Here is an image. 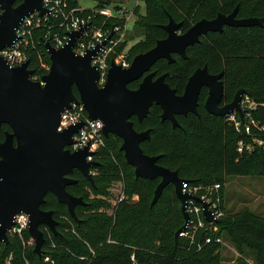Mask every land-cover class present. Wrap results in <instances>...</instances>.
Segmentation results:
<instances>
[{
	"label": "trees",
	"instance_id": "1",
	"mask_svg": "<svg viewBox=\"0 0 264 264\" xmlns=\"http://www.w3.org/2000/svg\"><path fill=\"white\" fill-rule=\"evenodd\" d=\"M67 1L70 9L80 5L79 0ZM142 1L145 12L139 13L135 27L145 43L139 45L138 54L167 36L162 25L169 16L182 22L183 32L203 18L229 14L237 6L240 18H264V0ZM111 3V0H97L94 8ZM90 11L91 8L77 15H87ZM95 19L100 21L104 17ZM114 22L122 21L111 19L108 25ZM44 33L45 29L40 28L38 35ZM125 48L126 43H121L117 50ZM199 54L201 56L196 57ZM30 65L41 76L49 72L51 59L42 44L37 43V48L31 51ZM203 65H207L211 73L223 71V103L230 102L240 87L248 88L251 91L248 94L257 103L253 117L264 126V26H226L222 32H209L188 48L186 58L176 56L173 63L160 60L153 70L158 74L168 73L166 81L182 93L189 76ZM73 91L79 97L76 87ZM207 96L208 90L203 89L198 115L177 117L180 126L162 120V109L157 104L152 105L143 121L133 116L131 120L136 130L150 129V138L141 143L144 152L159 155V164L176 170L193 183H221L219 177L222 175L264 172V144L256 145L250 153H239L237 141L248 137L237 132L227 117L208 113L204 107ZM6 127L0 128V140ZM254 131L264 140V130ZM120 141L121 138L114 134L105 137V145L96 154L98 164L93 168L97 174L93 176V183L78 169L70 174L77 182L68 185L67 190L82 196L86 202L76 207L80 221L73 219L67 205L49 192L41 208L53 211L59 233L54 234L45 225L41 226L45 234L42 256L34 251L28 230L21 236L11 235L8 243L0 241V264H6L7 259L12 264H221L222 246L218 244L197 251L189 242L178 238L175 245V232L184 224V217L173 184H168L151 206L152 192L160 179L136 177L133 171L129 173L134 167L120 150ZM132 191L139 193L138 201H120L122 193ZM221 206L225 215L219 223L220 233H225L230 244L240 252L253 250L264 264V220L248 209L228 212L222 201ZM45 256L51 261H46Z\"/></svg>",
	"mask_w": 264,
	"mask_h": 264
},
{
	"label": "water",
	"instance_id": "2",
	"mask_svg": "<svg viewBox=\"0 0 264 264\" xmlns=\"http://www.w3.org/2000/svg\"><path fill=\"white\" fill-rule=\"evenodd\" d=\"M0 0L3 12L0 16V50L10 46L17 38L16 29L23 18L38 10L47 12L43 0ZM112 8L117 4L111 3ZM264 26L262 17H238V6L229 14L218 13L212 19L203 18L195 22L186 32H180L181 22L169 16V22L162 25L167 31L165 38L159 39L149 50L137 54L130 66L123 67L112 60L107 73V81L100 85V73L92 64V58L103 44L77 54L73 47L82 36L87 25L69 33L70 40L63 47H54L49 40L45 47L51 59L49 72L42 81L31 78L33 70L29 62L10 66L0 55V126L7 123L12 132H7L6 140L0 142V241L8 243V230L13 226L14 217L19 213L29 215L28 231L35 242L34 251L42 256L45 234L42 225L58 234V220L52 210H44L41 204L50 192L67 205L73 219L80 221L76 207L85 204L82 196H75L67 186L77 182L70 174L78 169L91 183L94 177L90 169L98 164L87 161L89 148L71 151L73 134L83 122L58 131L61 113L72 102L82 103L92 119L104 122V135H117L123 142L120 150L126 161L135 168V176L149 179L159 178L152 199L154 205L165 187L173 184L175 194L181 203L185 223L175 232V245L179 232L189 220L186 201L190 197L182 191V184L189 179L181 177L158 163L159 155L144 152L141 143L150 138V129L138 131L132 116L139 121L148 115L152 105L161 106L162 120H170L173 126H180L176 115L197 113L198 99L203 87L209 89L206 108L214 115L224 116L237 111L243 119L241 99L248 89L240 88L234 99L220 106L224 96L223 71L209 72L208 67L197 68L189 77L183 94H178L166 82V74L157 76L151 68L160 59L175 60L173 54L187 57V48L200 41V37L212 31L222 32L226 26ZM142 78L138 88L128 85ZM76 87L79 97L73 91ZM16 141V144L14 143ZM201 201L199 197H194ZM204 215L213 217L204 204Z\"/></svg>",
	"mask_w": 264,
	"mask_h": 264
},
{
	"label": "built area",
	"instance_id": "3",
	"mask_svg": "<svg viewBox=\"0 0 264 264\" xmlns=\"http://www.w3.org/2000/svg\"><path fill=\"white\" fill-rule=\"evenodd\" d=\"M18 1H20L19 3L22 2V0H15L14 4L17 5L16 2ZM43 5L47 12L40 14V11L36 10L24 17L16 29V40L12 45L5 46L0 50V55L10 66H19L29 62V68L32 69L30 55L31 51L37 48V43L42 44L46 51L45 43L47 40L56 48L63 47L70 40L69 33L79 30L84 25H87V28L73 47L77 54L83 55L88 50L106 41L92 58V64L98 68L100 73L98 80L100 85L107 81V73L111 67L112 60L123 67L130 66L131 61L127 58V53H124L125 49L117 50V47L122 42V38L119 37L122 28L121 23L115 22L108 25V21L111 19L118 21L127 19L126 14L129 12L127 8L122 7L120 8V14H114V8L110 5L101 8L93 7L89 14L80 16L77 15V12H82L83 7L79 5L70 9L67 0H43ZM2 12L3 8L0 4V16ZM97 16H102L104 19L95 21ZM40 28L45 29V33L41 36L38 35ZM39 37H41L40 40H38ZM112 53L115 54L116 58L110 57ZM42 76L33 70L31 78L35 81H42ZM256 106L257 103L251 99L250 95L245 94L241 101L243 119L237 111L227 115L228 121L234 125L236 131L241 135L245 134L250 139L241 137L237 141L236 149L241 154L250 153L255 149L256 145L262 146L264 144L263 138L254 131V129L264 130V126L259 124L253 117V110ZM80 122H83V125L73 134L72 144L66 147L71 151H78L88 147L91 154L86 159L87 161H94L98 151L105 145L103 120L90 118L82 103L72 102L71 106L65 108L61 113L57 130L64 131ZM90 172L93 176L97 174L93 167ZM220 188L221 183L219 182L203 184L187 180L182 184V191L190 196L186 201V211L189 215V220L179 232L178 238L189 242V245L197 251L211 244H218L222 246V249L231 247L230 242L220 233L219 223L225 215L221 206ZM194 197H199L201 201H197ZM124 199H127V196L122 193L120 201ZM204 204L207 205V209L211 212L213 217L211 220H208L204 215ZM28 227L29 215L24 212L19 213L15 215L13 226L8 230V235L9 237L11 235L21 236L25 230H28ZM33 242L32 238L30 243ZM45 260L51 261L48 256H45ZM6 264H12L10 259H7Z\"/></svg>",
	"mask_w": 264,
	"mask_h": 264
},
{
	"label": "rangeland",
	"instance_id": "4",
	"mask_svg": "<svg viewBox=\"0 0 264 264\" xmlns=\"http://www.w3.org/2000/svg\"><path fill=\"white\" fill-rule=\"evenodd\" d=\"M111 1L117 4V7L113 9L114 14H120V8L122 7L129 10V12L126 14L127 19L123 20L124 22H121L122 28L120 30L119 37L122 38L121 43H126L124 53H127V49H130V52L127 53V58L132 62L133 58L138 54L139 45H144L145 43L143 37H141L140 31L137 27H135V21L138 19L139 15L145 12V4L142 0ZM79 4L83 7V10L81 11L85 12L86 10H89V8H93L97 4V0H79ZM168 22V19L164 20L165 24ZM200 56V54L196 55V57ZM110 57H115V54L112 53ZM140 82L141 80L136 81L135 83L130 84L129 87L136 89ZM240 88L248 89L244 87ZM237 91L235 95L237 94ZM235 95L233 96V99ZM122 142L123 140L121 139L119 146L122 145ZM132 171L134 173L135 168L128 170L129 173ZM219 181L221 182V201L224 203V207L228 212H238L242 209H248L252 212H255L259 219L264 220V172L245 176L222 175L219 177ZM154 192L155 189L152 192L150 204L152 203ZM126 196L130 201H138L140 197L139 193L134 191L126 193ZM223 237L227 239L225 233H223ZM227 241L229 242L228 239ZM31 245H33L34 248L35 242L31 243ZM219 259L221 264H261L258 254L253 250L245 249L244 252H240L238 249H235L233 245H231V247H225L221 249Z\"/></svg>",
	"mask_w": 264,
	"mask_h": 264
},
{
	"label": "flooded vegetation",
	"instance_id": "5",
	"mask_svg": "<svg viewBox=\"0 0 264 264\" xmlns=\"http://www.w3.org/2000/svg\"><path fill=\"white\" fill-rule=\"evenodd\" d=\"M211 19H212V18H211ZM177 22H178V21H177ZM181 25H182V22H181ZM180 27H181V26H180ZM180 32H181V33H184L183 31H181V28H180ZM185 32H186V31H185ZM207 34H208V33H207ZM203 36H204V35H203ZM201 37H202V36H201ZM201 37H200V41H201ZM164 38H165V37H164ZM161 39H162V38H161ZM157 41H158V40H157ZM200 41H199V42H200ZM199 42H198V43H199ZM155 44H156V43H155ZM195 44H197V43H195ZM195 44H194V45H195ZM191 46H193V45H191ZM191 46H189V47H191ZM189 47H188V48H189ZM151 48H152V47H151ZM188 48H187V50H188ZM148 50H149V49H148ZM186 52H187V51H186ZM141 53H142V52H141ZM173 56H174V58H175V60H174L173 62L176 61V56H178V57H182V56L179 55L178 53H174ZM183 58H184V57H183ZM185 58H186V57H185ZM160 60H166V61H168L167 59H160ZM160 60H159V61H160ZM159 61H157L156 63H158ZM173 62H169V61H168V63H173ZM156 63H155V64H156ZM203 66H205V65H203ZM203 66H200V67H203ZM206 66H207V65H206ZM153 67H154V65H153ZM153 67L151 68V71H155V72H156V70H153ZM200 67H198V68H200ZM195 70H196V69H195ZM195 70H194V71H195ZM208 70H209V69H208ZM194 71H193V72H194ZM209 72H210V71H209ZM221 72H222V71H221ZM210 73H211V72H210ZM219 73H220V72H219ZM163 74H166V77H167V74H168V73H163ZM192 74H193V73H192ZM192 74H191V75H192ZM212 74H217V73H212ZM156 75L159 76V75H162V74H158V73L156 72ZM191 75H190V76H191ZM190 76H189V77H190ZM188 79H189V78H188ZM139 80L142 81V78L139 79ZM139 80H137V81H139ZM165 80H166V79H165ZM134 82H135V81H134ZM166 82H167V81H166ZM187 82H188V81H187ZM132 83H133V82H132ZM140 83H141V82H140ZM167 83H168V82H167ZM130 84H131V83H130ZM130 84H129V85H130ZM168 84H169V83H168ZM186 84H187V83H186ZM129 85H128V86H129ZM185 87H186V85H185ZM137 88H138V87H137ZM172 88H173V87H172ZM131 89H132V88H131ZM174 89H175V88H174ZM203 89H207V90H208V95H209V89H208L207 87H203V88L201 89V92H202ZM175 90H176V89H175ZM184 90H185V89H184ZM176 91H177V90H176ZM183 92H184V91H183ZM183 92H182V93H178V92H177V93H178V94H183ZM201 92H200V95H201ZM224 94H225V87H224ZM200 95H199V99H200ZM234 95H235V94H234ZM244 95H245V93L242 94V99H243ZM207 97H208V96H207ZM223 97H224V96H223ZM199 99H198V105H197V113L188 112L187 114H178V115H176V117H178V116H187L188 114H195V115H198V114H199V111H198V107H199ZM242 99H241V101H242ZM206 100H207V98H206ZM222 100H223V98H222ZM232 100H233V98H232ZM232 100H231V101H232ZM231 101H230V102H231ZM227 103H229V102H227ZM227 103H223V102L221 101L220 106L222 107V106L226 105ZM160 107H161V106H160ZM204 107H205V109H206V111H207L208 113L212 114V113L209 112V111L207 110V108H206V101L204 102ZM161 109H162V108H161ZM212 115H214V114H212ZM215 116H218V115H215ZM132 117H133V116H132ZM132 117H131V118H132ZM135 117H137V116H135ZM224 117H227V115H224ZM177 120H178V119H177ZM169 121H170V120H169ZM4 125H6V126H8V127H6V128L4 129V137H3L2 140H0V142H4V141L6 140V137H7L6 134H7V132H12V131H13L12 128L10 127V125L7 124V123H2L1 126H0V128L3 127ZM14 143L16 144V141H15V140H14ZM47 228H48V227H47Z\"/></svg>",
	"mask_w": 264,
	"mask_h": 264
}]
</instances>
